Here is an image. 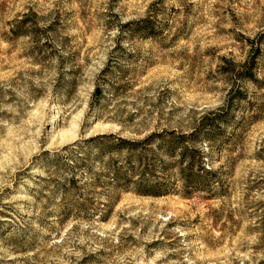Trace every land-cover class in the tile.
<instances>
[{
    "label": "rangeland",
    "instance_id": "374dc122",
    "mask_svg": "<svg viewBox=\"0 0 264 264\" xmlns=\"http://www.w3.org/2000/svg\"><path fill=\"white\" fill-rule=\"evenodd\" d=\"M218 109L213 198L96 186L59 212L65 147ZM0 264H264V0H0Z\"/></svg>",
    "mask_w": 264,
    "mask_h": 264
},
{
    "label": "trees",
    "instance_id": "16d2710c",
    "mask_svg": "<svg viewBox=\"0 0 264 264\" xmlns=\"http://www.w3.org/2000/svg\"><path fill=\"white\" fill-rule=\"evenodd\" d=\"M254 59L251 56L240 69L233 70L237 77L230 86L225 109L233 102L231 93L241 92L237 85L234 87L238 79H255ZM220 110L207 113L200 122L185 130L163 129L142 139L105 133L89 137L82 144L77 142L79 151L65 147V158L59 159L64 176L55 184L64 202L59 212L67 216L72 211L90 209L92 199L103 194L96 192V186H119L142 195L177 194L185 198L203 192L206 198H213L218 193L216 189H220L219 180L207 166V153L202 143L204 140L215 141L223 122L217 114ZM82 180L90 192H80L78 182ZM93 213L100 217L98 210Z\"/></svg>",
    "mask_w": 264,
    "mask_h": 264
}]
</instances>
